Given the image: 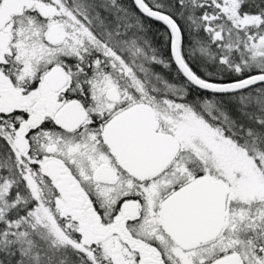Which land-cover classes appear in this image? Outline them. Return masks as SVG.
<instances>
[{
    "label": "snow or ice",
    "instance_id": "6c2138e0",
    "mask_svg": "<svg viewBox=\"0 0 264 264\" xmlns=\"http://www.w3.org/2000/svg\"><path fill=\"white\" fill-rule=\"evenodd\" d=\"M0 264H264V0H0Z\"/></svg>",
    "mask_w": 264,
    "mask_h": 264
}]
</instances>
